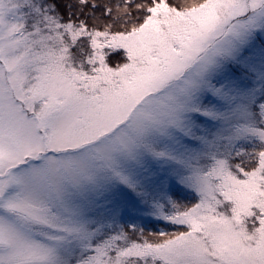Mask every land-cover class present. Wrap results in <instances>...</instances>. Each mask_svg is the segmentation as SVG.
<instances>
[{
    "label": "snow or ice",
    "instance_id": "6c2138e0",
    "mask_svg": "<svg viewBox=\"0 0 264 264\" xmlns=\"http://www.w3.org/2000/svg\"><path fill=\"white\" fill-rule=\"evenodd\" d=\"M0 264H264V0H0Z\"/></svg>",
    "mask_w": 264,
    "mask_h": 264
},
{
    "label": "trees",
    "instance_id": "16d2710c",
    "mask_svg": "<svg viewBox=\"0 0 264 264\" xmlns=\"http://www.w3.org/2000/svg\"><path fill=\"white\" fill-rule=\"evenodd\" d=\"M151 227H152V225L150 224L149 228H151ZM159 227H163V225H160Z\"/></svg>",
    "mask_w": 264,
    "mask_h": 264
},
{
    "label": "rangeland",
    "instance_id": "374dc122",
    "mask_svg": "<svg viewBox=\"0 0 264 264\" xmlns=\"http://www.w3.org/2000/svg\"><path fill=\"white\" fill-rule=\"evenodd\" d=\"M150 225H148V227H149Z\"/></svg>",
    "mask_w": 264,
    "mask_h": 264
}]
</instances>
